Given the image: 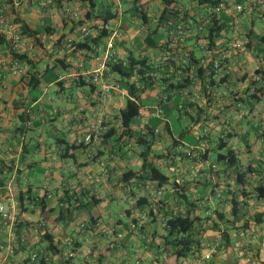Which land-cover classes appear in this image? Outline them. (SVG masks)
Returning <instances> with one entry per match:
<instances>
[{"label":"crops","instance_id":"crops-1","mask_svg":"<svg viewBox=\"0 0 264 264\" xmlns=\"http://www.w3.org/2000/svg\"><path fill=\"white\" fill-rule=\"evenodd\" d=\"M1 1L6 4L7 13L19 24L22 22L41 32L39 39L43 46L34 45L26 36L32 45L30 54L26 56L35 61L33 71L43 72L53 67L54 60L66 54H71L67 61L75 70L62 73L60 68L55 69L62 85L53 82L41 86L37 90L39 98L33 101L34 96L29 93L25 79L12 75L10 71L8 42L7 45L0 44V52L3 53L0 60V169L6 168L0 171V205L4 207L2 202L7 200L8 212L20 218L14 224L10 220L4 221L0 214V264H23L29 250L40 245L39 227L34 232L30 228L34 227L32 224L27 226V222L44 219L40 207L30 205L28 201L24 203L26 210L18 206L19 194L28 188L33 196L42 197L45 193L51 196L48 207L54 211L48 215L52 219L59 215L61 208L69 205L57 202L66 192L74 198L86 200L84 206L75 204L77 210L74 215L82 214L76 219L74 217L69 225L46 222L49 232L56 236L59 249L58 253L49 257L50 264H175L169 258L171 249L166 244L165 218L178 212H189L192 217L201 219L196 222L194 231L201 250L181 259L179 264H263L264 198L259 196V191L264 190V81L254 73L255 70L250 72L243 67L238 73L229 65L227 70H220L214 75L212 86H204L201 79H197L195 84L182 91L185 98L190 94L191 102L199 106L203 119L209 121L204 127L205 137H199V145L190 149L211 150V142L206 140L210 136L217 140L216 145L225 140L227 148L237 152L242 168L252 167L246 177V197L237 194V188L231 181L226 183L223 178H217L210 169L212 163L206 167L210 155L203 164L196 165L195 173L189 160L179 157L181 152L178 154L174 150L182 147L183 152L187 149L184 143L178 147L173 145V138L179 139L175 133L169 146L168 143L163 144V136L158 138L148 157L149 163L171 173L166 174L170 184L159 189L156 183L139 179L145 172L142 171L140 150L133 139L123 136L121 148H114L113 152L109 148L115 137L120 138L122 134L114 120L120 118L128 91L119 87L117 91L104 94L101 85L92 86L76 78L77 73L100 70L104 83H117L116 75L109 72L103 57L106 42L112 37L115 25L120 26L119 36L114 41V52L119 59L134 55L148 58L157 70L159 66L162 71L173 67L177 72L176 83H182L185 78L186 55L194 54L198 60L206 55L217 60L223 54L231 57L233 52L225 48L229 43L228 34H225L227 40L221 37L216 41V47L207 51V47L195 39L196 33L190 32L181 47L183 50H173L168 32L161 29L163 47L154 50L145 46L144 39L152 31L149 26L154 25L155 28L157 24L164 9L163 0H140L139 4L148 8L149 24L135 22L132 0H106L107 9L102 11L104 15L94 13L96 1L95 7L91 8L81 0H66L74 14L67 17L58 14V3L65 0H54L57 6L49 8H42L39 3L32 4L29 0ZM224 1L244 5L245 15H249L250 20L255 17L251 0ZM27 5H37L41 12H31L27 10ZM98 6L104 10L103 3ZM126 6L129 7L127 12ZM179 6L183 13L194 16L198 23L205 16V6L200 5L198 0H182ZM110 15L114 18L105 23L103 18ZM225 16L231 18L233 15L225 13ZM124 23L128 24L125 28ZM83 27L87 28L85 34ZM197 27L199 30L200 24ZM104 29L108 31V36L96 44L102 47L99 59L84 57L81 49L75 52L76 44L97 38ZM195 49L202 51L201 58L196 56ZM260 68L264 69V66L259 63L256 70ZM29 70L32 72V68L27 66L26 72ZM189 74L195 77L196 73L191 69ZM132 81L136 82V79ZM136 87L140 89L142 85L137 82ZM86 89L93 97H87L88 102H84L85 98L81 96ZM159 91L156 85L138 93L142 102L145 100L147 103L141 110L140 118L131 126L134 134L145 133L146 125L153 118H160L174 131L170 118L175 116L180 119V112L173 104H166L159 115ZM96 96L98 99H95ZM103 96L105 100L102 102ZM55 103L58 105L55 106ZM22 114H25L26 129L18 141L16 132L22 124ZM109 118L112 130L108 134L114 136L106 139V143L103 140L96 145L84 143L89 131L101 120L109 122ZM219 119L222 121H217ZM45 126L53 127L60 136L48 135ZM78 144H81L80 147ZM24 146L27 154L22 157ZM70 146L74 147L68 152ZM158 147L163 150L158 151ZM58 160L60 162L57 163ZM133 166L137 169H132ZM61 167L63 172L59 170ZM222 168L219 165L214 171L222 172ZM38 171L44 175L36 177ZM128 172L136 175L131 176L128 182H122L121 176ZM174 182L180 187L189 184L186 195L190 202L184 204L178 201L179 188L173 187ZM227 185L229 187L226 188ZM53 189L55 196L51 191ZM233 198L239 204L235 209ZM116 199L123 203L117 207L118 217L110 215L108 222H104L103 216L113 213L112 204ZM140 199L142 206L137 207ZM129 252L136 254L134 262L130 261Z\"/></svg>","mask_w":264,"mask_h":264},{"label":"trees","instance_id":"trees-1","mask_svg":"<svg viewBox=\"0 0 264 264\" xmlns=\"http://www.w3.org/2000/svg\"><path fill=\"white\" fill-rule=\"evenodd\" d=\"M81 1L88 3L91 8L95 7V0ZM181 1L182 0H163L164 9L158 17L155 29L149 32V34L144 39V44L147 48L161 50V48L163 47V45H161V41L163 39L161 29H166V31L168 32L169 22L180 23L182 21H185L187 18H193L196 23L198 22V20L195 19L194 16L189 15L187 12L183 13V9L181 8V6H179V3ZM220 1L222 0H198V3L206 7L209 4H217ZM139 3L140 0H132L133 16H136L137 19H140L141 23L149 24V19L147 18L148 8H146L145 5H140ZM244 12L245 10L240 14H243ZM238 15L239 14L232 13V17L229 18L225 16V13H222L220 15L213 16L209 23H205V18L203 17L202 21L199 23L201 26L195 35V39L204 40L205 43L203 45H206L207 51L209 49H214L216 47V41H218L228 32L232 23L231 19ZM112 18H114V16L110 15L108 17H104L103 20L105 23H107ZM20 25L24 35L29 37L34 45L43 46L42 42L39 39V35L41 34L39 30H33L22 22ZM47 30L49 31V28H47ZM107 36L108 31L104 29L102 34H100L97 38H90L87 39L83 44H76L77 46L75 52L79 49L89 50L92 45L98 44L102 38ZM247 37L248 40L244 48L252 53L264 55V35H259L254 32L253 29H250ZM187 38L188 37H186L185 39V43ZM62 40L63 39L59 41ZM0 44L7 45L6 40L1 35ZM70 55L66 54L62 56V58L55 59V64L53 67L46 68L43 72H38L33 71L35 68V61L28 58L26 54H12V58L19 59L25 62L27 66L32 68V72L29 70L21 77L22 79H25V84L30 89L29 93L34 96L33 101H36L39 98L40 92H37V90L41 88V86L48 85L53 82L58 83V85H62V82L58 81L59 76L57 75L55 69L60 68L64 72L75 70V67L67 61ZM185 59L187 61V66L185 69H183L185 78L182 83H176L177 80L175 81V75H177L176 70H173L172 72H170L169 69H167V71H162V68H160V66L157 70L146 57L137 58L134 55H129L125 59H117L116 61L107 63L109 72L119 77L117 83L115 84L128 91V97L126 99L125 106L120 112V129L122 130V134L120 135V138L115 137L113 141L114 143L112 142L109 144L110 151L113 152L114 148H121V139L123 136H127V138H129L130 140L133 139L134 145H136L137 148L139 147V149H142V151L140 150V157L143 161L142 171L145 172V175H141L139 179L142 178L152 183H156L159 189L170 184L169 177L161 170L160 167L155 166L153 163H149L148 157L150 156L152 147L156 144V140L158 138L160 139L161 136L164 135V133L173 138L172 134L175 133V131L172 132L171 126L168 123L163 122L160 118L151 119V122L148 123V125H146L145 127V133L139 132L137 134H134L131 130V126L137 121L138 118H140L141 110L145 106L138 93L146 92V90L156 85L159 86L160 89L159 109L162 110V108L166 106V104H173L180 112V119H182L183 117H186V119L189 118L193 127L207 121L203 119V111L199 110V106H197L196 103L191 102L190 97H188L190 94L185 98L182 91L190 88L192 84L196 83L197 79H201V82L204 86H212V79L217 73L216 69L214 68V62L219 61L220 58L218 60L210 58V62L207 67H204L202 65L201 61L203 60V58L201 60H198L196 59L194 54H191L189 56L186 55ZM173 63L175 62L173 61ZM191 69H194V72L196 73L195 77H191V75L189 74V71H191ZM255 74L264 81V69L260 68L256 70ZM134 79H136V82L132 81ZM137 82L142 85V88L138 89L136 87ZM91 85L93 86L94 84ZM163 98H166V100L163 101ZM18 105V102H16L15 106L18 107ZM24 115L25 114L21 115L23 121L18 129V132H16V134L20 137L22 134H24L26 129V121ZM158 128L161 129L157 131ZM111 130L112 129L110 128L106 134H103L101 136V141L103 140V143H106V139L114 136V134H108V132H111ZM185 133L186 132L183 131L178 134L179 139L173 138L174 146L178 147L179 145L183 144L182 137ZM80 145L81 144H78L79 147ZM73 147L74 146H70L68 152L71 151ZM218 149L219 152L217 154V158L215 162L211 164L210 169L212 168L213 170V168H217L219 165L223 166L224 169L222 170V172H215L213 170V174H215L217 178H223L224 182L226 183L228 181H231L237 188V194L244 195L246 197L248 195L246 177L251 172L252 167L248 166L245 169L242 168L237 152L230 148H227V143L225 142V140L221 141ZM211 150L205 152L199 150L201 151L199 152V155L202 158V162H205L208 159ZM223 150H226V152L223 153ZM26 154L27 150L26 146H24V152L21 155L22 157H24ZM178 156L188 158L191 156V154L189 155V151H187L186 149L185 151L183 150V152L181 151ZM21 160H23V158H21ZM5 170L6 168L0 169L1 172ZM135 175L136 173L134 172L125 173L121 176V181L128 182L131 179V176ZM188 186V183H186L182 187H180L176 182H174L173 184V187L179 188V190L177 191V194L179 195L178 201H182L184 202V204L190 202L186 195V191L189 190ZM227 187L229 186L227 185L226 188ZM259 196L261 198H264V190L259 191ZM50 197L51 196H48V194L46 193L42 197L33 196L32 190L28 188L26 191L19 194L17 201L18 206L23 210H26V206L24 204L25 201H28L30 205L33 204L37 207H40L41 214L43 215L47 223L59 224L62 222L64 223V225H69L71 223V220L74 218L75 211L77 210V207L75 206L76 203L84 206V203L81 201V199L74 198V196H70L68 195V192H66L65 196H63V198H58L57 202L62 203L63 205H69L66 208H61L59 211V215L55 219H52L50 215H48V213L54 211L53 208L48 207ZM140 201L141 199L138 200L136 204L137 207L142 206ZM232 204L233 209H235L239 205L236 198L232 199ZM198 221H201V219L197 218L196 216L192 217L189 212H178L170 216H166V244L171 249L169 258L172 259L175 264H179L181 259L189 258L190 256L200 252L201 247L198 246L199 242L194 238L195 224ZM42 227L44 229V233L40 237V245L35 246L31 250H29V253L23 261V264H50L49 257L59 252L57 241H55V234L53 232H49L46 225H43Z\"/></svg>","mask_w":264,"mask_h":264},{"label":"built area","instance_id":"built-area-1","mask_svg":"<svg viewBox=\"0 0 264 264\" xmlns=\"http://www.w3.org/2000/svg\"><path fill=\"white\" fill-rule=\"evenodd\" d=\"M32 4L39 3L42 8H49V7H56L57 2L54 0H29ZM58 14L61 17H67L69 15H72V9L71 5L65 0L64 2H61L58 4ZM6 4H4L0 0V35L8 42L9 48L8 52L11 55V60L9 61L10 65V71L12 75L14 76H22L26 72L27 65L25 62L12 58V54H30V50L32 49V45L30 43V40L24 35L21 25L15 20L14 17H11L6 9ZM251 7L253 10L264 13V0H251ZM245 10V6L239 3H236L235 1H220L217 4H209L204 8L205 12V23H209L211 18L216 15H220L222 13H228V14H240L242 11ZM74 15V14H73ZM234 22L231 23L233 25ZM196 26V21L193 18H187L185 21H182L180 23H171L168 24V35L169 39L171 40L172 49L173 50H179L180 46L182 47L185 43L186 37H188L189 32L191 29H193ZM119 25H115V30L113 31L112 37L108 42H106L105 50L103 52L104 54V64L112 61H116L119 59L114 52V41L119 36ZM82 32L85 34L87 32V28L83 27ZM239 47V43H232L229 42L226 45L227 51H231L233 49H236ZM102 52V47L94 44L91 46L89 50L82 49L81 54L84 57H89L91 59H99L100 54ZM3 53L0 52V60H2ZM227 57L223 54L219 61L214 62V68L216 69L217 73L221 70V59H226ZM209 58L206 55L205 58H203L202 65L204 67H207L210 61H208ZM82 68V65H80ZM170 72L174 70L173 67L169 68ZM76 78L78 80H84V82L88 84H94V85H101L102 93L109 94L111 91H117L119 90V86L116 84L108 85L104 83L103 81V73L100 70L96 71H83L81 73L76 74ZM84 78V79H83ZM166 98H163V101H165ZM157 111L159 112V115L162 113V110L157 108ZM113 121V120H112ZM111 122V119L109 118V122H106L101 120L98 122V125L96 127H93L89 131V133L86 135L84 139V143L90 144L95 141H98V138L101 137L105 132H107L111 126L109 123ZM159 197L161 196V193L158 194ZM0 214L2 216L3 220H10L12 222H16L17 218L15 214L6 212L4 207L0 205ZM34 259V256H33ZM68 260V259H67Z\"/></svg>","mask_w":264,"mask_h":264},{"label":"rangeland","instance_id":"rangeland-1","mask_svg":"<svg viewBox=\"0 0 264 264\" xmlns=\"http://www.w3.org/2000/svg\"><path fill=\"white\" fill-rule=\"evenodd\" d=\"M96 1V3H97V7L94 9V13H96V14H103L104 15V12H102V11H105L106 9H107V6H106V0H95ZM100 3H103L104 4V10L102 9H100L99 8V4ZM126 11L125 12H127L128 11V8L129 7H127L126 6ZM27 10H29V11H31V12H35V11H38V12H41V10H40V8L37 6V5H27ZM248 13V12H247ZM242 15H245V12L243 13V14H239L238 16H236V17H234V18H232L231 19V21L232 22H234V24L233 25H230V28H229V30H228V32H227V34H228V41L229 42H232V43H239V47L238 48H236V49H233V50H231V52H233L232 54H231V57H227L226 59H221V70H227V68L229 67V65H232L231 67H233V68H235L236 70H238L237 72L238 73H240V72H242V68L244 67V68H246V69H248V70H251L250 72H253V70H255L256 71V69L258 68V66H259V63L262 65V66H264V55H261V54H256V53H252V52H250V51H248V50H246L245 48H244V46H245V44H246V42H247V40H248V37H247V34H248V32H249V30L250 29H253L254 30V32H256L257 34H259V35H264V13H260V12H255L254 13V16L255 17H252V20H250L251 18H250V16L249 15H245V17L244 16H242ZM157 16H159V14H157ZM135 22H138V23H140L141 22V20L140 19H137V17L135 16ZM126 25H128L127 23H124L123 24V28H125V26ZM199 25V23L197 22L196 23V26L193 28V29H191L190 30V32H195V33H197V26ZM201 26V25H200ZM149 29H151V30H154L155 28H154V25H150L149 26ZM43 30V29H42ZM190 32H189V34H190ZM223 39H225V35L223 36ZM225 40H227V39H225ZM200 41V43L202 42V44H204L205 43V41L204 40H199ZM206 46V45H205ZM180 48H181V46H180ZM179 48V49H180ZM181 50H183V48H181ZM181 52V51H180ZM195 54H196V56L199 58H201L202 57V51L200 50V49H195ZM212 56V55H211ZM211 59H212V57H210ZM209 58V59H210ZM217 60V59H216ZM226 60V61H225ZM175 63H176V61H175ZM62 73H64V71H62ZM255 73V72H254ZM116 79H119V77L116 75ZM75 91H76V89H75ZM86 92H83L82 93V95L81 96H83L85 99H84V102H85V100H86V102H88V98L87 97H89V98H91V99H93V97L90 95V93H89V91H88V89H86L85 90ZM88 91V92H87ZM79 94V92L77 91V95ZM54 95V94H53ZM53 95H50V96H53ZM95 99H98L97 98V96H96V98ZM105 100V96H103L102 97V102ZM126 103V102H125ZM143 103L146 105V101L145 100H143ZM87 103H85V105H86ZM55 106L56 105H58V103H55L54 104ZM175 107V106H174ZM236 107V106H235ZM86 115H87V117L89 116V111L88 112H86ZM229 118V117H228ZM217 121H222V119H219V120H217ZM170 122H171V124H172V127H173V129H174V131H175V134L178 136V134H180L181 132H183V131H185L186 133L183 135V137H182V139H183V143H184V145L187 147V151H189V155L191 154V156L190 157H188V158H186V157H183L184 159H186V160H189V162L188 163H190V164H192L193 165V171L195 172V173H197V171H196V167H198V166H196V165H198V164H203V162H202V158L200 157V155H199V150H196V149H190V147H196V146H198L199 145V141H198V138L199 137H205V133H204V127L206 126V125H208V123H209V121L208 122H204V123H202V124H200L201 126L200 127H193L192 126V123H191V121H190V119L189 118H187L186 119V117H183L182 119H177V117H175V116H173V117H171L170 118ZM114 124H116V127H118V129L119 130H121L120 128H121V126H120V118H116L115 120H114ZM45 128V131L47 130L48 131V135H50V133H51V135H52V137H57V136H60V135H58V132L56 131V130H53L54 128L53 127H50L49 128V126H45L44 127ZM55 135H57V136H55ZM101 138L102 137H99L98 138V141H95V142H93L95 145L97 144V143H99L100 144V142H101ZM162 141H163V144H165V143H168V145L167 146H169L170 144H172V139H171V136H169L168 134H166V133H164V135H163V137H162ZM17 140L18 141H20L21 140V138L18 136L17 137ZM165 140H167V141H165ZM206 140H210V142H211V145H210V147H211V151H210V158H209V161H208V163L206 164V167L208 168V166L211 164V163H214L215 162V160H216V158H217V154H218V152H219V149H218V145H216V142H217V140L214 138V136H210V137H207L206 138ZM68 141H70V138H68ZM28 142V141H27ZM161 143L162 142H160L159 144L161 145ZM162 144V145H163ZM49 146L50 145H48V147H47V149L49 148ZM138 149H139V147H138ZM137 149V150H138ZM159 149H161V148H157V150L159 151ZM139 150H141L142 151V149H139ZM161 150H163V149H161ZM176 152H178V153H180L181 151H182V147L181 148H178V149H174ZM173 150V151H174ZM186 150V149H185ZM184 150V151H185ZM191 150V151H190ZM226 152V150H223V153H225ZM23 153V152H22ZM53 153H54V151H53ZM160 156H162V155H160ZM39 157V156H38ZM193 157V158H192ZM58 162H60L59 160L57 161V163ZM132 169H137V167L136 166H133V168ZM224 168H222V170H223ZM59 170L61 171V172H63V170H62V167L61 168H59ZM161 170L165 173V174H167V175H171V173L167 170V169H164V168H161ZM213 170H216V168H213ZM36 177L37 176H43L44 174H42V173H40V171H38V172H36ZM32 179H33V177H32ZM52 192H53V195L55 196L56 195V192H55V190L53 189V190H51ZM81 201L82 202H84V203H86V200H84V199H81ZM3 205H4V209H5V211L6 212H8V211H10L9 210V202H7V200H3ZM119 204H123L120 200H117L116 199V201H113V204H112V208H113V213L112 214H105L104 216H103V221L104 222H108V220H109V217H110V215L111 216H113V217H115V218H117L118 217V215L116 214V210H117V207H118V205ZM125 206H127V203L125 204ZM81 214L82 213H79V214H76V215H74V217H75V219L76 218H78V217H80L81 216ZM16 215V218H17V220H16V222H14V224H17L18 223V221L20 220V218L18 219V216H17V214H15ZM33 225L34 227H30L31 229H33V231L34 232H36L35 230L39 227V231H38V233H37V235H39V237H41L42 235L41 234H43L44 233V229H43V225L42 224H45L46 225V220H40V221H30V223L29 222H27V226L29 227L30 225ZM61 224H63L64 225V223H62L61 222ZM76 225V224H75ZM15 228V227H14ZM32 231V230H31ZM35 239V238H34ZM128 241L130 240V237L127 239ZM127 241V242H128ZM142 248H143V246H142ZM136 254L135 253H133V252H129V256H130V261H135L136 260V256H135Z\"/></svg>","mask_w":264,"mask_h":264}]
</instances>
